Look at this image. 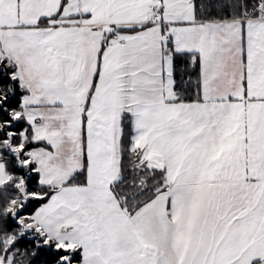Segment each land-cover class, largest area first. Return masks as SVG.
Masks as SVG:
<instances>
[{
  "label": "snow or ice",
  "instance_id": "obj_1",
  "mask_svg": "<svg viewBox=\"0 0 264 264\" xmlns=\"http://www.w3.org/2000/svg\"><path fill=\"white\" fill-rule=\"evenodd\" d=\"M0 264H264V0H0Z\"/></svg>",
  "mask_w": 264,
  "mask_h": 264
}]
</instances>
